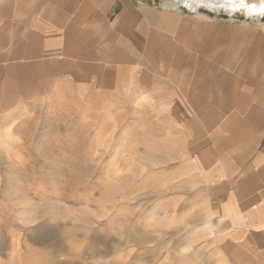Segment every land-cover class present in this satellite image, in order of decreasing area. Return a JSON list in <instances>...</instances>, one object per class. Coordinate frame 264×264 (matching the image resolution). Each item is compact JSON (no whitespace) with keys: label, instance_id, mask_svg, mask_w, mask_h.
I'll return each instance as SVG.
<instances>
[{"label":"crops","instance_id":"crops-1","mask_svg":"<svg viewBox=\"0 0 264 264\" xmlns=\"http://www.w3.org/2000/svg\"><path fill=\"white\" fill-rule=\"evenodd\" d=\"M170 8L0 0V112L59 80L119 109L145 98L157 164L136 185L158 256L264 264V27Z\"/></svg>","mask_w":264,"mask_h":264},{"label":"rangeland","instance_id":"rangeland-1","mask_svg":"<svg viewBox=\"0 0 264 264\" xmlns=\"http://www.w3.org/2000/svg\"><path fill=\"white\" fill-rule=\"evenodd\" d=\"M143 1L164 7L165 0ZM102 99L59 80L0 112V264L165 263L141 225L136 185L157 164L145 159L152 103L138 98L119 109Z\"/></svg>","mask_w":264,"mask_h":264},{"label":"bare ground","instance_id":"bare-ground-1","mask_svg":"<svg viewBox=\"0 0 264 264\" xmlns=\"http://www.w3.org/2000/svg\"><path fill=\"white\" fill-rule=\"evenodd\" d=\"M242 6L241 12L246 16L245 19H250V21L255 22L264 27V22L260 20L262 14V9H264V0H165L162 5L166 7H183L189 12L195 13V15L209 18L207 15L199 11V7H206L211 10H215L218 6H223L218 9L217 12L229 10L226 6L236 7L238 5ZM259 12V14H257Z\"/></svg>","mask_w":264,"mask_h":264},{"label":"water","instance_id":"water-1","mask_svg":"<svg viewBox=\"0 0 264 264\" xmlns=\"http://www.w3.org/2000/svg\"><path fill=\"white\" fill-rule=\"evenodd\" d=\"M223 6H218L216 7L215 10H211L209 8H206V7H199V8H203L204 10L212 13L214 16H218V14L222 13V14H225L227 16H242L243 18H246V16L244 15V13L241 12L242 10V6L239 4L238 6L236 7H229V6H226V8L229 10L228 12H225V11H220V12H217L218 9L222 8ZM262 11V14L264 15V9L261 10ZM259 14V12L257 13Z\"/></svg>","mask_w":264,"mask_h":264}]
</instances>
